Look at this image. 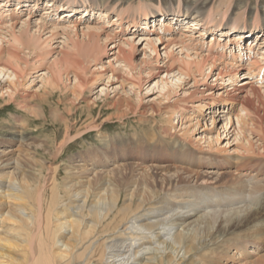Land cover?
Masks as SVG:
<instances>
[{"label":"bare ground","instance_id":"1","mask_svg":"<svg viewBox=\"0 0 264 264\" xmlns=\"http://www.w3.org/2000/svg\"><path fill=\"white\" fill-rule=\"evenodd\" d=\"M19 1H14L18 8L13 10L14 13H10L9 17H19V11L21 10L20 14H23L22 9L25 8L29 19L21 20L20 23L0 24V78H8L5 85H0L2 88L6 87V93L10 97L14 94L11 87H17L22 79L20 74L25 70L22 63L24 66L28 64V60L21 57V53H26V56L39 60L33 66L35 70L39 69L40 65L37 66L39 62L45 64L48 55H51L53 61L48 64V69H43L38 76L43 79V87L47 85L56 90L57 87L61 88V85L74 80L72 92L81 86L84 87L83 78L79 74L81 65L88 66L92 63L96 67L101 65L104 61L103 56L109 51L108 47L111 44H115L111 49H117V52L112 53L115 56L114 63L109 60L105 62L109 65H101V68L107 72V67L115 68L114 66L118 65V68H112V71L108 68L112 75L110 78L115 73L117 81L120 80L118 73L121 71L129 73L128 76L136 81L141 79L139 76L143 75L144 67L140 68L141 72L139 70L138 75H134L132 70H136L138 64L147 67L148 60L145 59L152 60L144 54L145 59L140 63L135 61L133 56L136 50L132 44L139 36L134 38L133 35V38L118 40L117 34H113L107 27H104L112 7L99 8L94 3L91 8L87 7L81 11L78 7L71 5L66 10L69 12L62 11V19L59 17L58 20H52L54 13H57L54 3L62 2L52 0L53 3L49 2L50 4L47 5L49 9H46L49 17L43 15L46 17L45 20L42 17L39 20L35 18V20L30 16L37 7V1L26 0L21 3ZM85 1L83 0V3ZM97 1L102 6L110 0ZM5 2L6 0H0V9L5 7V5L1 6V3ZM70 3H63L62 8ZM160 3L156 2V8L164 14ZM208 3L209 0L184 2V7L190 9L187 12L189 18L181 20L174 16V25L163 24L160 32L163 34L178 32L180 30L177 29V24L185 23V20H187L184 24L187 30L198 31L201 27L199 32H213L210 28L212 10L208 9ZM21 4L25 6L22 7ZM137 10L141 16L136 17V22L126 24L135 29L133 34L136 32L147 34L145 28L150 29V33L155 32L154 35L158 33V29L155 28L161 26L159 25L162 22L159 20L160 17H152L148 20L150 12L144 9V5L139 4ZM227 12H222V20L227 17ZM78 13L88 14L87 17H83L85 21L82 18L79 20L73 18ZM97 15L99 22L95 20ZM260 15L256 14L254 18L251 16L254 26L260 21L261 25L259 23L257 27L248 26L244 19L240 21L243 25L239 26L235 18L231 19L230 25H227L228 28L222 29L226 30L223 32H226V37L229 36V39L234 34L244 39L253 36L251 29L260 30L257 35L255 34V40L251 39L253 37L249 38V45L240 44L238 41L237 55L245 62L251 61L255 56L258 57L259 54L255 51L257 48L260 50V46L262 47L264 12L261 11ZM64 20L68 22L67 25L65 23L62 25ZM115 22L119 27L118 30L124 29L123 33L129 31V29L125 30L122 25V15L117 21L114 20L113 24ZM183 33L181 36H185L189 31ZM59 35L61 36L58 37ZM190 36L193 34L190 33ZM57 37L61 38L62 42H58L61 49L55 48L48 52L49 40L52 41ZM150 37H152L150 34L143 37L146 38L144 48L158 56L159 46L156 47V44L162 39L161 37ZM190 38L191 42L188 40L184 42L182 37L175 38V35L169 37L167 41L170 43L171 40V44L174 45L173 49L170 47V51L166 48L168 52L164 53L166 56L164 63L169 59V64L165 63L162 70H155L154 73L149 67L146 68L144 74L149 75V78L154 75H165L157 81L156 85H151L155 86L154 89L158 88L161 95L163 92L164 94L169 92L170 87L173 93L179 92L186 78L194 77V84H197V75L200 79L206 77L208 79L216 66L217 62L213 60L217 59L216 57L198 56L193 54V50L185 47L187 42H189L187 46H190V43L194 45L193 42H196L195 37ZM110 39L115 42H110ZM140 40L139 43L142 41ZM257 40L259 42L256 44ZM228 44L218 46L216 51L224 53ZM255 45L256 48L253 47ZM176 47L181 49L177 55L174 52ZM235 48L236 46L230 47L228 50L230 58L237 56L233 54ZM246 57L248 60H245ZM69 58H73L76 65L68 61ZM235 60H227V64L224 63L225 66L222 68L224 73L217 75V79L226 78L227 76H224L226 74H229L230 78L218 81L217 84L220 82L219 91L216 92L208 87L203 88L202 91L197 90L198 88H194L193 92L183 91L182 100L173 106L168 120L169 126L163 130V135H170L167 138L171 141L166 140L164 136L157 138L160 134L157 135L156 131H152L149 135L147 132H141L140 135L134 133L123 139L117 135L118 138L98 135L97 139L102 145H97L95 150L90 149L76 157L80 163H75L76 167L72 169V172L76 169L84 174L91 172L92 175L95 174L94 178L89 179L90 176H88L86 181L82 178L74 183L64 177L60 183L57 168L47 166L48 159L43 157L41 161L34 160L31 154L34 156L35 152L30 153L32 150H28L24 157H19L16 160L17 166H13L12 171L1 175L3 181H0V201H2L0 203V264H264V130L260 126V121H264V96L261 95L259 87L247 83L249 81L247 79L244 83L241 81L239 88L231 85L235 84V80L238 79L237 75H240L236 69L237 64H234ZM226 82L230 84H223ZM101 93H104V90ZM49 94L53 96V93ZM199 95L197 103L194 102L192 107H187V101ZM166 96L169 97L170 93ZM122 98L118 99L117 103L131 110L138 108L140 101L135 106L127 97ZM136 98H138L137 95ZM106 105L112 107L116 103L110 102ZM230 107L233 108L232 111ZM238 107L241 108L235 112ZM144 108L147 113L156 111L153 104H147ZM225 108H228V113ZM87 109L92 114L93 109L91 107ZM25 110L29 111L28 107ZM187 111L193 112V118H191L193 114L187 117L190 118V122L194 121V123L183 131V137L177 138L172 133V129L176 130L178 126L172 122L176 116L175 118L179 119L178 123H182L187 118L184 115ZM143 114L146 115V113ZM208 115H214L209 120L210 125L206 120ZM89 116L90 118L86 120L87 126L100 128L101 122L98 123L95 118L91 117L92 115ZM110 118V116L106 117L107 120ZM204 120L207 122L205 123L206 129L208 126L212 129L201 132L202 135L199 134L198 140L208 143L209 150L213 149L212 145L215 143L219 144L224 136H231V139L234 137L236 143L243 138L248 142V146L236 150V152L239 151L237 159L231 156L230 149L225 148L215 154L206 152L212 155L210 157L212 163L207 162L209 159L207 157L203 160L193 155L186 149L184 143L194 144L193 139H190V132L199 131ZM218 120L224 122L220 128V132H222L221 129L223 132L213 137L214 132L211 130L216 128ZM232 128H234V134L228 132V129L232 130ZM222 135L224 136L220 138ZM146 137L153 138L154 141L144 139ZM70 138L67 132L63 141L67 142L71 140ZM228 145L230 142L226 144ZM59 148L57 147L56 153L61 151ZM3 152L0 150L2 157L9 155ZM72 161L76 162V159ZM99 163H102L105 169L102 174L96 168ZM22 165L30 170L25 169L24 172L21 169ZM202 166L206 167L202 168ZM36 167L41 170L48 168L50 172L52 171L50 179L44 180L47 178L46 175L36 176L37 174L33 173ZM42 180L45 183L51 180L48 183L51 185L47 188L53 194L54 199L47 205L44 202L46 196H43L44 191L43 193L41 190L37 191V188L42 187ZM60 188L68 194L66 201H72L71 204L68 201L71 207L61 203L65 202V199L60 196ZM28 201L33 202L30 203L31 215L26 213L29 210L25 208ZM44 204L47 208L45 210ZM43 232L46 234L45 239L44 237L38 239Z\"/></svg>","mask_w":264,"mask_h":264},{"label":"rangeland","instance_id":"2","mask_svg":"<svg viewBox=\"0 0 264 264\" xmlns=\"http://www.w3.org/2000/svg\"><path fill=\"white\" fill-rule=\"evenodd\" d=\"M8 1L11 2L10 5L12 8V6L15 5L16 2L19 0H6V2H8ZM14 1H16V2H14ZM49 1L50 0H41V3L43 2V4H41V6L45 7L47 2H49ZM56 1H58V0H56ZM66 1H68V3L71 2L70 4H74L72 6L78 7L81 11H83L82 9H86L87 7L91 8V6L94 3H95V6H97L99 8L101 7L100 5H96V4H99L98 2H92L91 0H86L85 3H83V0H66ZM117 1L118 2L120 1V3H117L115 5H111L113 8L110 10L111 12L107 16L106 22L104 24V27H105V25H107L106 27L109 26L110 29H111L110 25L114 26L116 29L114 32L120 31L121 29L118 30L119 27L116 25V22L113 24L114 20H111V18H110L111 16L114 17L117 14V17L115 19L117 21L118 19H120L121 15H122V18L124 20V16L129 14L131 16V18L134 19L131 22H135L137 20L136 17L141 16L140 12L137 10V6L139 4L142 6L144 5V9L147 12L151 13V10H150L151 6L148 5V3L149 4L154 3V0H117ZM155 1H158V0H155ZM159 1L163 5L162 7L164 9H166V11L169 12V14L177 13V14L185 15V13L190 11V9H186V7H184V2L186 3L188 0H181V1L180 0H159ZM6 2L4 4L1 3V6L5 5V7H10V5L7 6ZM22 2H23V0H22ZM63 2L64 1L62 0L61 3H63ZM19 3H21V0L19 1ZM54 4L56 5V3H54ZM109 4H110L109 2H106V8L105 9H109L108 8V7H110ZM68 5L65 7V9L62 8V11L63 10L66 11L67 8H70V7H68ZM23 6H25V5H23ZM152 6L155 8V10L156 9L158 10V8H156V6H157L156 4H153ZM5 7L3 9H0V17L2 19H4V18L8 19V21H6V23H11V24L14 22L20 23L21 20L23 21V20L29 19V16H26V15L24 17L19 16L17 18L16 17L10 18L9 14L14 13V11L10 10L11 8L8 10ZM56 7L59 8L60 4L57 3ZM122 8H124V9H122ZM208 9L212 10V12H210V14L212 15L211 16L212 23L210 24V28L213 30V32L212 31H210V32L201 31L200 32L201 36L196 35V37L199 36L201 41H197V39L195 38L196 42H193V44L195 46L194 45H193L194 47L190 46L192 49L193 48L195 49V50L193 49V52H194L193 54L198 55V56L209 55L208 52L203 47L205 44L204 34L207 33V34L212 35V38L210 41H212V39L220 41L219 39H217L218 36H217L216 32H221L223 34V31H226V30H222V29L228 28L227 25L228 26L230 25L231 19L234 20L235 18H236L237 22H239V26L243 25L242 23L240 24V21L242 19H244V22L246 24L248 23L247 24L248 26H250V25L252 26L254 23L253 18L255 17V15L256 14L260 15L261 11L264 12V0H256V1L255 0H211V1L209 0ZM224 11H228L227 17L224 20H222V12H224ZM41 12L45 13V11H41ZM55 12H57V11H55ZM112 12H113V14H112ZM32 13L33 12H31L30 18L31 19H35V18L37 19V17L39 15L36 14L35 17L32 18L34 16ZM61 13L62 12L59 11L58 16H60ZM54 14H57V13H54ZM44 15L47 18L49 17L48 14H44ZM85 16L87 17L88 14ZM157 16L152 15V17H157ZM251 16L253 17L252 19H251ZM46 17L42 16L43 20H45ZM61 17L62 16H60V18ZM93 17L95 18L94 15H93ZM152 17L149 16L148 20H150ZM260 17H261V15H260ZM54 19H55V17H54ZM96 19H98V15H97ZM62 22H63L62 25H64V23L66 25L68 24V22L66 20H64ZM59 23H61V22L59 21ZM259 23H260V21H259ZM259 23H256V25L255 26L253 25L252 27H257V25H259ZM108 24H110V25H108ZM126 24L127 23H125L124 21L122 22V25L125 29H127V30L130 29V27H128ZM219 25H221L222 28H217L218 29V31H217L216 27H218ZM260 25H261V23H260ZM200 28H199V30H200ZM132 29H133V27H132ZM202 30H203V28H202ZM105 31L106 30H104V32ZM157 31H158V34L160 36L158 34H155V35L153 34V35H151L152 37H150V38L161 37V39H162V41L160 43L156 44L157 45L156 47L159 46V48L157 50L158 54H159L158 56H156L155 53L154 54L151 53V51L149 49L144 48L146 41L144 42V44H140L143 41V39H141V38L136 39L134 44H132V47H134V49L136 50V52L134 53V56H133L135 61L140 63L141 60L145 59L144 54H146V56H148L149 58L152 59V60L145 59V60H148V63L146 65L147 67H145L143 64H138L137 69L132 70V73L134 75H138L137 73L139 72V70L141 72L140 68H143V67H144L143 69H145L144 72L146 71V68L149 67L150 69H152V73H154L155 70H158V69L162 70V67L165 66V63L169 64V61H170L169 59H167L168 62L166 61L164 63V59L166 57L164 53H167L168 51H170L171 48L173 49V47H174V45L171 44L172 43L171 40H170V43L167 41L168 38L173 35L172 34L173 32L172 33L170 32L172 35L167 36V34L161 35L160 30H157ZM137 34L145 37V35H147L149 33L141 34V33L136 32V34H133V35L136 36ZM121 35H123V34L118 33V35H117L119 37V38H117L118 40H120V38H123V39L129 38V37L133 38L132 34H130L128 32H127V35H125V36H121ZM60 36L61 35H59L58 37H60ZM226 36L227 35L224 32V37H226ZM44 38H47V36H44ZM57 38L52 39V41L49 40L48 45H50L52 48L50 46H48L49 47V48L47 47L48 52L52 49H55V48H58V50L61 49L60 45L58 46V42H62L61 38H58V39ZM134 38H136V37H134ZM175 38H179V36H177V37L175 36ZM118 40H116V41H118ZM139 40L141 41L140 43H139ZM186 40L190 41L191 38L190 37L185 38L184 42H186ZM227 40H229V39L227 38ZM112 41L115 42L114 40H112ZM112 41L110 39V42H112ZM131 42H133V40H131ZM199 42L203 43V46H200ZM187 43L189 44V42H187ZM218 43L219 44L217 45V47L222 45L220 42H218ZM161 44H163V45H161ZM114 45L115 44L109 45V47H108L109 51L106 54H104L105 56H103L104 61L101 64L102 66H105L106 64L109 65V63H105V62H108L109 60H111V62L114 63L115 56H113L112 53L113 52L115 53V51L117 52V49H115V48L111 49V47H113ZM162 46H164V47H162ZM234 46H235V44H234ZM234 46L233 47L231 46V47L234 48ZM166 48L168 51L166 50ZM213 49H214V41L211 42V46L209 48V51L211 52L210 56L217 58V59H213V60H216L217 63H216V66H214L211 74H209L208 79H207V77L205 79H200V77H198V75H197L196 76L197 84H194V82H195L194 77L193 78H186L185 82H183L184 84L178 90L179 92L173 93L171 91L172 87H170L169 92H166L165 94L163 92L162 95L160 93L161 91H159L158 88L154 89L155 86L153 87L151 85H156L157 81L159 79L163 78V76H165V75H161V76L154 75V77L149 78L150 76L144 74L143 69H142L143 75L140 74L139 77L141 79H137V81H136L131 76H128L129 73L121 71L118 73V77H120V80L117 81V79H116L117 77H115V75H116L115 73H114V76L112 78H110L112 76L110 71H112L115 68L117 69L118 65L114 66L115 68L112 67L113 69L111 67L110 68L107 67V69H106L107 72H106V71H104V69L101 68V65H98L96 67V65L94 63H92L88 66L86 64L81 65L79 74L83 78L84 87L81 86L76 91L72 92V87L75 84L74 80H72V82L71 81L66 82L64 85H61V88L57 87L56 90L49 88L47 85H45L43 87V84H44V82L42 81L43 79L38 77V76L40 75L41 71H43V69H45V70L48 69V67H49L48 64H51V62L53 61L52 56L48 55V59L46 60L47 62L45 64L42 62H39V64H37V66L40 65L39 69L35 70V68L33 66H35L36 61H39V60H35L32 56H30V57L26 56V53H21V57L26 58L28 60V64H26V66H24V63H22V67L25 70L23 73L20 74V76H22V79H20L19 85H17V87H15V86L11 87V89L14 93L13 96L10 97L8 95V93H6V90H5L6 87L2 88L0 85V148H1L0 150L4 151L3 153L9 154V155H6L4 157H2V155H0V181H3V180H1L2 179L1 175L12 171L11 168L13 166H17L16 160L19 157L20 158L24 157L28 153V150H32V152H30V153L35 152L34 156H33V154H31L34 160L41 161V159L44 157V158L48 159L49 164L47 166L51 165L50 167L55 166L57 168V174L59 175L58 180L60 183L62 182L64 177L68 178V180H71L75 183V182H78V179L83 178V180L86 181V178L88 176H90L89 179L94 178V176H95V174L92 175L91 172L84 174L82 172L77 171L76 169H75V171L72 172V169H74V167H76V166H74V165H76L75 163H80V160L77 161L76 157H78L80 154H82V153H84L90 149H92V151L95 150V148H97V145H102V143L99 142V139H97L98 135L99 136L100 135H105V136L107 135L108 138H118L119 137V138L123 139L125 136L130 137L134 133L137 135H140L141 132H144V133L147 132V134L149 135L152 133V131L153 132L156 131L155 133L157 135L160 134L159 136H157V138L160 139V137L164 136V137H166V140L171 141V140H169V138H167L170 135H168V134H167L168 136L163 135V130L169 126L168 120L172 114V110L174 108L173 106L176 105L180 100H182V98L184 96L183 91L190 90L189 92H193L194 88H198L197 90L202 91L203 88H206V87H208L209 89H213L216 92L219 91L218 87L220 86V82H219V84H217V83L219 80H221V77L219 79H217V74L219 73V71H222L223 70L222 68L225 66V64H227L228 61H226L225 58H227V60H229V59H228V57H226L225 53L221 52V54H219V53L216 54L213 52ZM257 49L259 50V48H257ZM257 49H256L255 53L258 52ZM174 50H175L174 51L175 55H177L178 51H180L181 49L176 47V48H174ZM195 52H198L199 54H197ZM184 54H186V53L184 52ZM248 54H249V52H248ZM245 60H248L247 57ZM260 60L264 61V54H261V55L259 54L258 57L255 56L251 59V61H247V62L243 61L241 63L238 60H235L234 64L235 63L237 64L236 69H237L238 73L240 74V75H237V78H239L244 73H247L244 75L250 76L251 71L254 70L256 67L261 72L263 67L260 66V64H258V62ZM68 61L75 64V61L73 58L72 59L69 58ZM252 66H255V67L252 68ZM108 68H109V70L110 69L111 70L109 71ZM175 68H177V65H175ZM37 72H39V73H37ZM206 73H208V72H206ZM222 73H224V72L222 71ZM228 75L229 74L224 75V76H227L226 80L229 77ZM251 76H253V74H251ZM114 77H115V79H113ZM121 77H122V79H121ZM262 77L264 78V75ZM231 78H232V76H231ZM7 79H8L7 77H5V78L1 77L0 78V84L5 85ZM65 79H66V77H65ZM216 79H217V81H215ZM139 80H141V81H139ZM237 80H235L236 82H235V84H233L234 86L236 85V83H239V84L241 83V80L239 82ZM32 81H34V82L32 83ZM131 83H134L135 85L131 84ZM223 84H230V83L226 82ZM150 87H152V88H150ZM259 87L260 88H258V89H260L261 95L264 96L263 95L264 86H259ZM226 88H230V87L226 86ZM237 88H239V87H237ZM102 90H104V93L105 92L106 93L105 94L101 93ZM8 92H10V90H8ZM49 93H53V96H51ZM169 93H170V96L169 97L166 96ZM136 95L138 96V98H136ZM122 97H127L131 101L130 103L135 104V106H137L138 101H140L138 108L131 110V109L125 108L124 105H120L119 103H117L118 99H121ZM199 97H200V95L197 96V98L190 99L189 101H187V107H192L194 102L197 103V100L199 99ZM110 102L116 103V105L112 106V107L107 106L106 104H108ZM147 104H153L154 105V108H156L155 113H152V112L147 113L145 111L146 108H144V106ZM26 107H28L29 111L25 110ZM88 107H91L93 109L92 114L89 113V110L87 109ZM240 108L241 107L236 108L235 112L238 111ZM222 109L223 108H221V110ZM232 109L233 108L230 107V111H232ZM225 110L228 113V108H225ZM143 113H146L147 116ZM207 113H208V111H207ZM190 114H193V112L192 111L184 112V115L186 117L187 116L189 117ZM89 115H92L91 117L95 118L98 121V123H100V122L102 123V124L100 123V125H101L100 128H93L92 125L87 126L86 120L90 118ZM143 115H145V116H143ZM217 115H219V113ZM107 116H110L111 118L107 120L106 119ZM211 116L213 117L214 115H211ZM211 116L208 115L207 118L205 117L206 120H208L209 125H210L209 120L212 119ZM175 117H174V120L172 123L178 127L176 130L172 129V133L175 136H177V138L180 136L183 137L184 136L183 131L186 130V128H188L189 125H192L194 123V121L190 122V118L187 117L186 119L183 120V122H182L183 127L181 128L182 123L179 124L178 123L179 119H176ZM193 117H194V114L192 115L191 118H193ZM220 122H222V123H220ZM220 122L218 120L216 128H213V130H211V132H214L212 134L213 137H215L220 132V128L222 127V124L224 123L223 121H220ZM63 123H65V124H63ZM83 123H85L86 125ZM202 123H203L201 125L202 128L199 131L196 130L195 132H190V136H191L190 139H193L192 143L194 142V144H190L191 142L190 143L185 142L184 144L187 145V146L185 145L186 149H188L193 155H195L197 157H201V159H203V160H205V157L209 158L207 160L208 163H212L211 158H210L212 155L206 154V152H208V153L210 152V154H215L218 151H222L224 148L230 149L231 150V152H230L231 156L234 159H237V157H238L237 154L239 151L236 152V150L240 149V148H245L246 146H248V142L246 140H244L243 138H240V140L236 143L235 142L236 139L234 137H232V139H231V136L225 137L224 135H222L220 137V138H222L224 136V138H222V141H220L219 144L215 143L214 145H212L213 149L209 150L208 149V146H209L208 143H205V141L199 142L198 139H199V134H201V132H203L204 130H210L212 128H209L210 126H208V128L206 129L205 123H207V122L205 120H204V122L202 121ZM260 124H261L260 125L261 128L264 130V121H260ZM146 126L148 128L149 127L150 128L148 129ZM143 128H145L146 130L144 131ZM100 129H102V130H100ZM99 131H101V132H99ZM221 131L223 132L222 129H221ZM233 131H234V128H232V130L228 129V132L233 133ZM67 132H68L69 136L71 137L70 138L71 140L66 142V141H63V139H64L65 134ZM222 132H220V134H222ZM116 135L118 137H116ZM149 138L150 137H146L144 139H147L149 141H154L153 138L152 139H149ZM26 139H28V140H26ZM22 141H24V142H22ZM19 142H22V143H19ZM228 142H230V145L226 146V144ZM29 144H31V145H29ZM27 145H29V147H27ZM90 146H94V147L90 148ZM258 146H259V144H258ZM57 147H60L59 149H61V151L58 150L59 152L56 153ZM31 148H33V149H31ZM48 150H50V151H48ZM82 150H84V151H82ZM10 152H13V153L11 154ZM52 152H53V154H52ZM36 153H37V155H36ZM200 154H202V155H200ZM42 155H45V156H42ZM51 156H53V158ZM213 156H215V155H213ZM74 159H76V162L72 161ZM91 162H89V163H91ZM203 167L205 168L206 166H202V168ZM96 168L98 169L97 171L101 172V174L103 173V171H105V169H103L102 163L97 164ZM21 169L24 172L26 170L27 171L30 170L29 168L24 167V166ZM35 169H36V170H34L35 172L33 171V169H32V171H33V173L37 174L36 176L39 175V177H40L41 175H46L47 178H44V180L47 181L50 179L49 177H51L50 175H52V173H51L52 171L50 172V170L48 168H46V169L42 168V170H41V168L36 167ZM38 169H40L41 171ZM101 169H103V170L101 171ZM37 171H38V173H37ZM39 172H40V174H39ZM56 181H57V179H56ZM49 182H51V180ZM49 182L45 183L42 180V187L37 188V191L41 190L42 193L44 191L43 196L46 195L44 197V199H45L44 202L46 205H47V203H50V201H52V199H54L53 194L51 193L50 190L48 191V188H47L48 186L51 185V183L48 184ZM46 184H48V185H46ZM45 189H47V190H45ZM59 191L61 194V195L60 194L59 195L65 199V202H63L61 200L62 201L61 203H63V204L65 203L64 204L65 206L71 207L70 204L72 201L71 200L66 201V199H67L66 196L68 194L66 192L64 193V191L61 188L59 189ZM45 192H47V194H45ZM124 192L127 193L126 190H124ZM68 201H70V204L68 203ZM1 202L2 201H0V203ZM30 203L32 204L33 202L28 201V204H25L26 210L29 209L28 212H26L28 215H31L30 214V209H31ZM45 204L43 205L44 210L47 209ZM66 204H68V205H66ZM28 207H30V208H28ZM0 211H1V209H0ZM40 235H42V236H38V239L43 238V237H44L43 239H45V237H46L45 232L41 233Z\"/></svg>","mask_w":264,"mask_h":264}]
</instances>
